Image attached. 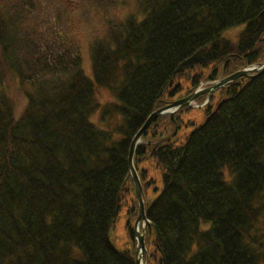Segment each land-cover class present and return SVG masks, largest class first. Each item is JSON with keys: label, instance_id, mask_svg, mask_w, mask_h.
Returning a JSON list of instances; mask_svg holds the SVG:
<instances>
[{"label": "trees", "instance_id": "16d2710c", "mask_svg": "<svg viewBox=\"0 0 264 264\" xmlns=\"http://www.w3.org/2000/svg\"><path fill=\"white\" fill-rule=\"evenodd\" d=\"M133 6L1 2L0 264H135L109 242L132 184L133 137L172 103L164 97L188 72L212 68L191 79L193 92L220 68L227 77L264 63V0ZM89 10L105 20L89 47L92 76L72 31L74 16L85 23ZM112 11L127 13L118 20ZM238 27L234 40L223 37ZM100 89L116 103L102 106ZM218 103L181 147L135 151L134 161L148 152L163 172V190L146 209L155 247L147 264H264V71L219 89ZM163 122L172 125L163 116L143 137Z\"/></svg>", "mask_w": 264, "mask_h": 264}, {"label": "rangeland", "instance_id": "374dc122", "mask_svg": "<svg viewBox=\"0 0 264 264\" xmlns=\"http://www.w3.org/2000/svg\"><path fill=\"white\" fill-rule=\"evenodd\" d=\"M3 1V0H2ZM1 1V2H2ZM138 0H129L132 10L134 9L133 4H136ZM0 2V4H1ZM85 11L83 17L86 18L87 22H80L79 19L74 16L72 31L81 47V53L83 56V69L87 76L91 75V66H90V56H89V47L90 43L94 38V33L103 32L105 26L103 23L105 20H102L103 14H96L94 12ZM127 12L126 11H112L111 16L117 17L118 20H123ZM79 15V14H78ZM243 27H238L232 29L223 34V37L232 38L233 40L238 35ZM212 68H202L198 71L195 69L186 74V77L176 79L174 86H178L179 90L177 93L173 92L171 97L165 96L163 101L172 102L177 101L178 98H183L189 96L191 92V79L196 76V74L201 75V77H207ZM238 70V68H236ZM239 70L238 72H240ZM223 72L221 68L218 71V79L223 78ZM202 83V82H201ZM203 86V87H207ZM176 91V90H175ZM175 93V94H174ZM96 96L98 102L103 105H113L116 103L115 97L108 92L107 90L100 89L97 90ZM219 91L213 94V98L210 101L207 108H199L205 100L196 99L193 104L198 106H192L183 109L177 114V123L176 126L172 123L167 125L166 123H158L160 126L150 130L146 137H143L140 141V146H150L157 144L159 142H165L174 148L181 147L188 136L198 127H200L205 122V112L211 106V109L218 103ZM208 99V98H207ZM214 110V108L212 109ZM92 122L98 124V116H93L91 118ZM110 126L118 123V118L116 115L110 116L109 120ZM163 125V126H162ZM148 151V150H147ZM148 152L135 157L134 168L137 172V175L142 186L143 195L142 199L145 205V208H149L152 203L158 198L163 190V172L157 167L155 160L151 157L147 158ZM135 202V204H134ZM138 208L136 190L133 184L129 186V192L125 193L124 201L122 203L121 210L118 214V217L109 231V242L114 250L118 252H129L132 255H135L136 244L132 238V233L134 231V225L136 222L135 214L136 208ZM131 210H134V213H131ZM139 210V208H138ZM129 212V213H128ZM129 224V225H128ZM131 230V231H130ZM154 237L147 231L144 239V247L148 254H153L155 252L154 247ZM146 257V255H145ZM150 264H154L155 260L150 258ZM143 264H145V259H143Z\"/></svg>", "mask_w": 264, "mask_h": 264}, {"label": "water", "instance_id": "95a60500", "mask_svg": "<svg viewBox=\"0 0 264 264\" xmlns=\"http://www.w3.org/2000/svg\"><path fill=\"white\" fill-rule=\"evenodd\" d=\"M256 71H264V63L258 65V67L251 69V70H244V71H240L237 72L233 75H230L228 77H226L225 79H222L221 81L215 83L212 87L202 90V91H194L191 95H189L188 97L178 100L176 102H173L171 105L159 109L155 112H153L148 118L147 120L144 122V124L142 125V127L139 129V131L136 133V135L133 137L131 143H130V147H129V151H128V158H127V167H128V171H129V176L130 179L135 187L136 190V197H137V203H138V208H139V214L138 217L136 219L135 225H134V231L133 234L136 238V258H135V264H141L143 261L144 256L146 255V250L144 247V234H145V230L142 231V233H139L137 231V227L138 224L140 222H147L146 221V216H145V207H144V202L142 199V186L140 184V180L139 177L137 175V172L134 168V164H133V159H134V154L135 151L138 147V145L140 144V140L141 138L144 136V134L147 132V130L149 129V127L151 126V124H153L154 122H156L159 118H161L164 115H169L170 116V120L174 121L173 117H174V113L178 110V109H183L185 107H191V103L194 102L197 98L203 96V95H208L210 97V95L215 92L216 90L224 87L225 85L239 79V78H248L251 76L252 73H255ZM221 104V103H220ZM220 105L217 106L216 110H218ZM172 110V111H171ZM174 110V111H173ZM215 110V112H216ZM175 123V122H174ZM150 230V228H149ZM147 257V256H146Z\"/></svg>", "mask_w": 264, "mask_h": 264}, {"label": "bare ground", "instance_id": "6f19581e", "mask_svg": "<svg viewBox=\"0 0 264 264\" xmlns=\"http://www.w3.org/2000/svg\"><path fill=\"white\" fill-rule=\"evenodd\" d=\"M142 264V263H141Z\"/></svg>", "mask_w": 264, "mask_h": 264}]
</instances>
